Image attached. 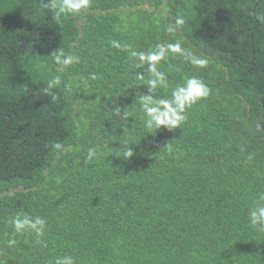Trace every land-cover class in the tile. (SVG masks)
I'll return each mask as SVG.
<instances>
[{"label":"trees","instance_id":"trees-1","mask_svg":"<svg viewBox=\"0 0 264 264\" xmlns=\"http://www.w3.org/2000/svg\"><path fill=\"white\" fill-rule=\"evenodd\" d=\"M50 3L0 0V264H264L249 217L264 194V0H89L59 19ZM176 43L151 95L191 77L209 95L178 128L148 129L154 77L132 52ZM25 217L42 232L17 231Z\"/></svg>","mask_w":264,"mask_h":264},{"label":"clouds","instance_id":"clouds-1","mask_svg":"<svg viewBox=\"0 0 264 264\" xmlns=\"http://www.w3.org/2000/svg\"><path fill=\"white\" fill-rule=\"evenodd\" d=\"M89 0H51L49 5L55 10L56 18L59 19L61 14H76L82 9L87 8ZM177 23H183L178 20ZM171 31V28L169 29ZM113 46L120 48L121 45L118 42H113ZM157 51L148 53L144 52H132V56L137 57L141 63H147L149 72L152 73L153 79L147 81L148 94L141 95L139 103L141 111L144 113L146 119L144 121L145 127L148 129H159L162 126L171 131L179 127V125L186 119L184 112L186 108L191 107L201 98H206L209 95V88L199 79L195 77L187 78L182 85L175 87L171 92L170 98H154L151 93L157 88L158 85H163L166 81L164 73L157 70L156 64L158 61L164 58L167 51L182 52L179 43L165 45H158ZM78 57L71 55L65 56L62 51L55 55L57 63L69 65L74 62H78ZM192 63L199 66H205L207 61L204 59L193 58ZM59 81V77L56 78V82ZM119 112V108H117ZM127 115V114H125ZM56 148H60L59 144L55 145ZM95 156V149H89L88 159H92ZM132 151L127 150L124 154L125 158L131 157ZM250 222L255 225L264 226V194L259 196L255 207L249 211ZM44 220L37 217L34 220L25 217L23 219L16 218L13 220L14 227L17 231L24 229L26 226L35 230L38 234L42 232L44 226ZM10 244L14 241H9ZM57 264H73L70 257H65L62 260L57 261Z\"/></svg>","mask_w":264,"mask_h":264},{"label":"water","instance_id":"water-1","mask_svg":"<svg viewBox=\"0 0 264 264\" xmlns=\"http://www.w3.org/2000/svg\"><path fill=\"white\" fill-rule=\"evenodd\" d=\"M259 1V0H258Z\"/></svg>","mask_w":264,"mask_h":264}]
</instances>
